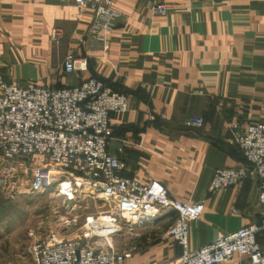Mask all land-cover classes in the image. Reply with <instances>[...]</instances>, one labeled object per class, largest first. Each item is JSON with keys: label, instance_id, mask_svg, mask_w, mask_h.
Masks as SVG:
<instances>
[{"label": "crops", "instance_id": "1", "mask_svg": "<svg viewBox=\"0 0 264 264\" xmlns=\"http://www.w3.org/2000/svg\"><path fill=\"white\" fill-rule=\"evenodd\" d=\"M112 2L121 17L104 32V51L90 33L94 12L76 0H0L1 77L52 86L99 77L125 93L129 108L111 115L109 150L124 160L123 176L141 183L157 179L173 199L205 203L203 214L189 223L190 249L258 222L256 174L215 193L209 185L215 169L249 164L235 133L264 123V0ZM153 2L166 4L168 13H154ZM69 52L86 57L88 71L65 73ZM192 115L203 117V125L189 124ZM175 217L168 211L155 220L153 239L150 232H137L145 223L116 236V247L132 253L120 264L180 257L181 245L166 237ZM259 241L264 246V231ZM1 264L34 262L27 251ZM222 264L250 259L235 253Z\"/></svg>", "mask_w": 264, "mask_h": 264}, {"label": "built area", "instance_id": "2", "mask_svg": "<svg viewBox=\"0 0 264 264\" xmlns=\"http://www.w3.org/2000/svg\"><path fill=\"white\" fill-rule=\"evenodd\" d=\"M214 2V0H212ZM78 7L94 12L90 33L109 49L105 31L111 30L121 12L112 0H76ZM152 10L165 15L168 7L153 2ZM59 30L53 29L56 39ZM65 73L86 72L88 59L67 53ZM129 108L125 93L111 90L99 77H89L80 84L52 86L37 83L21 85L7 82L0 75V154L5 175L20 176L30 171L26 191L52 193L64 203L82 198L103 202L104 209L86 213L72 237L51 231L40 236L30 230L29 254L34 264H120L132 253L118 249L115 237L142 223L154 221L168 211L176 217L166 231L183 249L174 261L153 264H222L235 253H245L250 264H264V246L259 234L264 231V123H249L235 133V143L248 165L215 169L210 193L235 187L251 174L259 182L260 219L236 231L219 234L213 242L190 249L189 223L205 209L203 201L173 199L166 186L154 179L147 183L123 176L126 164L109 150L113 140L111 115ZM188 123L202 126L204 118L192 115ZM122 151V148L119 149ZM20 182V179H18ZM60 214L58 209L54 210ZM69 229L79 223V216H61Z\"/></svg>", "mask_w": 264, "mask_h": 264}, {"label": "rangeland", "instance_id": "3", "mask_svg": "<svg viewBox=\"0 0 264 264\" xmlns=\"http://www.w3.org/2000/svg\"><path fill=\"white\" fill-rule=\"evenodd\" d=\"M1 164H7L0 154ZM0 164V264L8 263L28 251L30 243V230L40 236L48 235L54 231L61 236L72 237L83 221L86 213H97L104 209L103 202L93 198H82L76 202L75 211L70 212L69 206H74L73 201L64 203L62 197L52 193L53 188L43 193H30L26 191L30 171L20 176L5 175ZM20 179V182L18 181ZM60 211L59 215L54 210ZM79 216V223L69 229L62 225L61 216ZM159 218V217H158ZM156 218L155 220H157ZM154 220V221H155ZM145 223L137 229L138 233H152L151 238H156L152 228L153 222ZM155 223V222H154ZM146 240H142L145 243Z\"/></svg>", "mask_w": 264, "mask_h": 264}]
</instances>
